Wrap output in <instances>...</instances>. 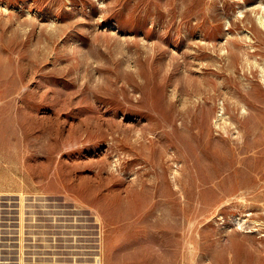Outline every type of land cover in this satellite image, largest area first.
Instances as JSON below:
<instances>
[{
  "label": "rangeland",
  "instance_id": "obj_1",
  "mask_svg": "<svg viewBox=\"0 0 264 264\" xmlns=\"http://www.w3.org/2000/svg\"><path fill=\"white\" fill-rule=\"evenodd\" d=\"M263 17L0 0V193L95 216L104 264H264Z\"/></svg>",
  "mask_w": 264,
  "mask_h": 264
},
{
  "label": "built area",
  "instance_id": "obj_2",
  "mask_svg": "<svg viewBox=\"0 0 264 264\" xmlns=\"http://www.w3.org/2000/svg\"><path fill=\"white\" fill-rule=\"evenodd\" d=\"M44 193H0V264H104L96 217Z\"/></svg>",
  "mask_w": 264,
  "mask_h": 264
},
{
  "label": "bare ground",
  "instance_id": "obj_3",
  "mask_svg": "<svg viewBox=\"0 0 264 264\" xmlns=\"http://www.w3.org/2000/svg\"><path fill=\"white\" fill-rule=\"evenodd\" d=\"M259 18H260V16H259ZM264 18V17H263ZM264 20V19H263ZM262 22H264V21H262V18H261V23ZM254 171H256V172H258V167H257V165H255L253 168H252Z\"/></svg>",
  "mask_w": 264,
  "mask_h": 264
}]
</instances>
